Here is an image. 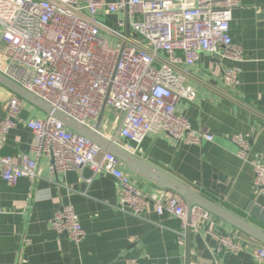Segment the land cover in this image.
<instances>
[{"label": "built area", "instance_id": "2783aa9c", "mask_svg": "<svg viewBox=\"0 0 264 264\" xmlns=\"http://www.w3.org/2000/svg\"><path fill=\"white\" fill-rule=\"evenodd\" d=\"M239 5L240 0H0V72L86 127L95 125L104 109L118 113L121 125L112 141L130 154H136L150 134L165 133L178 144L212 142L213 135L192 129L177 105L195 100L190 68L205 53L235 63L223 68L222 79L231 90L240 86L238 64L245 62V55L230 35L233 12ZM119 15L123 17L114 22L108 19ZM224 96L258 115L240 99ZM22 109L23 101L12 98L0 122V176L9 185L37 178L38 161L44 157L56 177L89 168L95 176L106 174L117 180L120 211L142 218L152 204L158 214L179 218L184 229L178 234L180 245L186 244L188 233L204 224L219 252L234 256L248 252L264 263L263 245H241L234 234L217 230L215 217L199 208L192 210L188 221L180 197L162 189L141 192L119 158L52 116L27 123L34 142L30 154H23L16 165L1 152ZM119 138L136 145L120 144ZM231 141L237 156L247 161L250 142L243 135ZM251 165L255 192L264 196V160L256 158ZM50 225L76 244L86 237L72 206L57 211Z\"/></svg>", "mask_w": 264, "mask_h": 264}, {"label": "crops", "instance_id": "0c3cea01", "mask_svg": "<svg viewBox=\"0 0 264 264\" xmlns=\"http://www.w3.org/2000/svg\"><path fill=\"white\" fill-rule=\"evenodd\" d=\"M118 17L123 16L108 19L114 22ZM230 35L245 55V62L238 64L240 86L231 90L222 79L223 68L235 63L205 53L190 68L191 84L197 92L195 100H182L177 105V111L193 130L213 135L214 140L201 145L178 144L165 133L150 134L132 155L264 231V196L255 192L251 165L256 158L264 160V0H240L233 12ZM224 94L240 99L258 115L234 104ZM14 97L17 96L0 85V122ZM23 102L21 115L1 152L2 156L12 157L16 165L23 154H30L34 142L27 123L46 118L43 112ZM121 120L118 113L105 110L103 135L112 140ZM236 135L250 142L247 161L237 156V147L231 141ZM118 143L136 145L122 138ZM49 164L48 158H41L38 177L22 178L15 186L0 176V264H264L248 252L238 256L219 252L204 224L199 231L188 233L186 244L180 245L178 234L184 229L179 218L167 212L158 214L152 204L142 218L119 210L121 191L111 175L95 176L85 168L56 177L50 174ZM125 170L141 192L152 194L160 189ZM65 206L74 208L86 230L80 244L51 228L55 213ZM191 219L188 216V221ZM215 220L217 230L234 234L241 245L261 244L216 217ZM27 240L30 244H26Z\"/></svg>", "mask_w": 264, "mask_h": 264}, {"label": "water", "instance_id": "95a60500", "mask_svg": "<svg viewBox=\"0 0 264 264\" xmlns=\"http://www.w3.org/2000/svg\"><path fill=\"white\" fill-rule=\"evenodd\" d=\"M0 85L11 91L23 101L31 104L32 106L43 112L46 117H54L55 119L62 122L68 129L88 138L103 150L109 151L114 154L124 163L128 171L140 176L156 187L162 190L170 191L180 197L187 208L189 217H191L192 210L194 208H199L203 211L211 213L217 219L236 228L250 238L264 245V231L247 222L246 220L236 216L232 212L222 207L220 204L213 202L200 193L196 192L183 182L167 174L161 169L124 151L119 146H117L114 141L106 138L102 133L105 109L101 112L95 125L90 128L76 122L62 112L55 110L39 97L28 92L19 84L5 76L2 72H0ZM252 213L256 215L255 210Z\"/></svg>", "mask_w": 264, "mask_h": 264}, {"label": "rangeland", "instance_id": "374dc122", "mask_svg": "<svg viewBox=\"0 0 264 264\" xmlns=\"http://www.w3.org/2000/svg\"><path fill=\"white\" fill-rule=\"evenodd\" d=\"M116 29V28H115ZM117 30V29H116ZM24 103V102H23ZM27 103V102H26ZM41 115L43 116V117H46V115L44 114V113H41Z\"/></svg>", "mask_w": 264, "mask_h": 264}]
</instances>
